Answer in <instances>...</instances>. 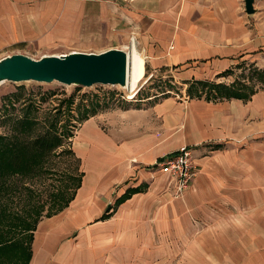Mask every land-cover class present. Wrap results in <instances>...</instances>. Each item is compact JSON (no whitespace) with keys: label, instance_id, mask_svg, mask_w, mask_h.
Returning <instances> with one entry per match:
<instances>
[{"label":"crops","instance_id":"crops-1","mask_svg":"<svg viewBox=\"0 0 264 264\" xmlns=\"http://www.w3.org/2000/svg\"><path fill=\"white\" fill-rule=\"evenodd\" d=\"M254 9L245 0H0V49L48 39L131 53L134 39L146 70L171 84L82 122L71 141L80 186L38 222L29 264H264V85L247 100L188 93L231 85L245 66L264 71V0ZM183 146L198 174L175 195L155 165Z\"/></svg>","mask_w":264,"mask_h":264},{"label":"rangeland","instance_id":"rangeland-1","mask_svg":"<svg viewBox=\"0 0 264 264\" xmlns=\"http://www.w3.org/2000/svg\"><path fill=\"white\" fill-rule=\"evenodd\" d=\"M133 40L131 39L130 48H134ZM89 46L94 45H88L80 40L76 42V45L66 44V42H51L48 39L45 41L40 40L34 43H25L23 46L2 48L0 49V60L16 54L41 59L45 56L65 55L73 52L99 54L112 50H99ZM121 50H125L130 54L128 49ZM258 64L259 67L263 68L264 60H260ZM147 68L151 70L150 66H147ZM255 68L257 69L256 66L249 65L245 66L243 70L237 71L239 79L236 80L249 82L248 76ZM149 70L145 72L146 79L140 85L139 91L141 92L139 96L136 95L137 97L134 99L128 98L129 93L126 88L115 86L96 85L85 88L62 85L58 82L51 84L6 82L0 85V135L8 137L19 135L20 138H32L36 133L44 132L45 129L40 127L38 130L27 133L17 131L18 126L13 120L30 112V116H36L40 121L46 118L50 120V116L58 115L59 127L65 130V126L68 125L69 130L75 137L83 124L79 122V118L87 112L93 114L95 109L100 112L116 107L141 105L144 104L143 100L147 97L157 95L165 91L168 85H171L166 79L160 80L159 76H153L156 74ZM229 79L233 81L232 78ZM172 85L174 91H177L179 86ZM17 98H19L18 101H16ZM74 137L71 141L74 140ZM80 172L79 162L66 153L52 157L46 163V169L42 172V175L10 177L7 180L8 187L3 188L0 192V211L9 209L20 218L30 215V220L35 219L38 213L41 219L49 217L48 214L56 213L58 207L63 205L64 201L73 193ZM61 193L64 197H61ZM25 262L26 259L22 257L18 264H24Z\"/></svg>","mask_w":264,"mask_h":264},{"label":"trees","instance_id":"trees-1","mask_svg":"<svg viewBox=\"0 0 264 264\" xmlns=\"http://www.w3.org/2000/svg\"><path fill=\"white\" fill-rule=\"evenodd\" d=\"M147 70L149 69L147 68ZM248 80L249 83L235 80L233 84L228 86L211 82L195 83V86L191 85L189 87L188 93L190 95L197 93L198 87H201L203 92L207 93V96L215 95V97H235L247 100L254 94L257 83L264 85V71L255 68L248 76ZM140 92H138L137 96H139ZM18 100L19 98L16 99V101ZM95 111L93 114H88L87 112V114L82 115L79 118V122L81 123L94 116L98 109ZM30 115L31 113L27 112L22 117L13 120L18 126L17 131L19 133H27L38 130L40 127L45 129L44 132H38L32 138H20L19 135L12 137L0 135V192L3 188L8 187L7 180L10 177H35L42 175V172L46 169V163L52 157L66 153L71 157L75 155L71 149V139L74 135L69 130L68 125L65 126V130L59 127L60 120L58 115L54 114L50 116V120L46 118L41 120L42 122L38 117ZM79 186L80 180L78 179L70 197L64 201L63 205L58 207L56 213H49L48 216L50 217L63 211L74 199L75 192ZM136 191H128L117 201V205L126 201ZM61 197H64L62 193ZM29 216L20 218L9 209L0 211V264H18L22 257L26 259L24 264H29L32 257L33 232L41 219L39 213L35 219H32L33 221L29 219ZM109 216L107 213L103 216V219Z\"/></svg>","mask_w":264,"mask_h":264},{"label":"water","instance_id":"water-1","mask_svg":"<svg viewBox=\"0 0 264 264\" xmlns=\"http://www.w3.org/2000/svg\"><path fill=\"white\" fill-rule=\"evenodd\" d=\"M254 1L245 0V10L254 14ZM129 53L112 49L99 54L73 52L34 59L16 54L0 60V85L36 82L90 88L96 85L125 88Z\"/></svg>","mask_w":264,"mask_h":264},{"label":"built area","instance_id":"built-area-1","mask_svg":"<svg viewBox=\"0 0 264 264\" xmlns=\"http://www.w3.org/2000/svg\"><path fill=\"white\" fill-rule=\"evenodd\" d=\"M155 166L162 174L168 175L170 186L174 187L175 195L185 193L192 186L198 174L193 150L187 146L163 157Z\"/></svg>","mask_w":264,"mask_h":264},{"label":"bare ground","instance_id":"bare-ground-1","mask_svg":"<svg viewBox=\"0 0 264 264\" xmlns=\"http://www.w3.org/2000/svg\"><path fill=\"white\" fill-rule=\"evenodd\" d=\"M145 71V59L134 47L129 54L128 81L125 87L128 90L129 99H134L136 97L141 83L146 79Z\"/></svg>","mask_w":264,"mask_h":264}]
</instances>
